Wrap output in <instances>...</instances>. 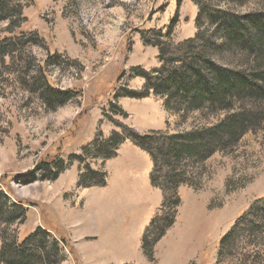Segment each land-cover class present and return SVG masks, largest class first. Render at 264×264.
<instances>
[{"label": "rangeland", "instance_id": "374dc122", "mask_svg": "<svg viewBox=\"0 0 264 264\" xmlns=\"http://www.w3.org/2000/svg\"><path fill=\"white\" fill-rule=\"evenodd\" d=\"M21 5L22 20L13 28L0 21V39L13 41L0 56V189L26 214L21 222H0V247L1 232L19 243L40 227L65 240L56 264H264V231L250 224L241 223L234 244L219 255L221 238L264 197V124L190 169L192 184L179 187L174 223L150 257L141 240L163 200L150 183L151 158L128 140L115 159L102 158L98 150L120 132L119 124L140 134H175L222 118L223 113L171 112L166 97L151 91L145 98L126 97L144 91L140 70L160 66L158 47L145 43L143 33L169 32L149 37L175 46L199 32L212 34L204 14L210 7L264 14V0H22ZM209 57L249 70L235 53ZM52 90L69 97L61 102ZM133 163H139L133 184L144 190L138 201L119 206L109 198L115 185L126 190L118 171ZM88 171L105 173L106 185L80 187L83 178L84 185L97 181Z\"/></svg>", "mask_w": 264, "mask_h": 264}, {"label": "trees", "instance_id": "16d2710c", "mask_svg": "<svg viewBox=\"0 0 264 264\" xmlns=\"http://www.w3.org/2000/svg\"><path fill=\"white\" fill-rule=\"evenodd\" d=\"M21 1L0 0V21H7L8 28L22 20ZM193 1L201 3V0ZM204 7L201 4V9ZM204 14L214 27L212 34L199 32L175 46L153 42L149 37L167 36L169 32L143 33L145 43L158 47L160 66L151 72L140 70L137 75L145 80L144 91L142 94L129 92L126 97L145 98L151 91L166 97L165 107L171 112L182 109L223 113L222 118L213 125L175 134L167 130L140 134L119 124L120 132L112 133L105 144L98 147L102 158L112 159L118 147L128 140L151 158L150 183L161 191L163 200L142 236L141 248L148 257L174 223L181 204L178 189L182 184H192L190 169L209 155L229 148L245 132L264 124V110L259 111L264 105V14L239 15L215 7L205 10ZM12 44V40L1 38L0 56L9 51ZM223 51L229 56L235 53L244 57L249 70L221 66L209 57L211 52L216 55ZM52 92L61 102L69 97L67 92ZM90 175L97 181L84 185L83 178L80 187L106 185L105 173L88 171L89 179ZM25 214L26 209L10 203L0 189V222H21ZM241 223L264 231V197L255 200L236 220L232 230L221 238L219 255L234 244ZM1 237L0 264H56L61 259L60 244H65L64 239L53 238L40 227L19 243L15 238L8 239L4 232Z\"/></svg>", "mask_w": 264, "mask_h": 264}, {"label": "crops", "instance_id": "0c3cea01", "mask_svg": "<svg viewBox=\"0 0 264 264\" xmlns=\"http://www.w3.org/2000/svg\"><path fill=\"white\" fill-rule=\"evenodd\" d=\"M119 154V152H118ZM139 156V155H138ZM119 157V156H118ZM139 158H141L139 156ZM115 159V158H114ZM135 166L133 165H127V167L132 166V168H127V167H123L121 168L118 173H119V178H118V183H123L124 187L126 190L123 191V193H121V186L122 185H115V189L112 191L109 200L114 202V203H118V205L122 204L123 202H126L127 204L132 202V201H138L139 196H140V192H142L144 190V185L142 184V189H140L139 192V188L138 186L133 184L134 179L138 176V173L136 172V170L139 168V163H133ZM128 181V182H127ZM119 205V206H120ZM110 211H112L113 209H109Z\"/></svg>", "mask_w": 264, "mask_h": 264}, {"label": "bare ground", "instance_id": "6f19581e", "mask_svg": "<svg viewBox=\"0 0 264 264\" xmlns=\"http://www.w3.org/2000/svg\"><path fill=\"white\" fill-rule=\"evenodd\" d=\"M197 237H198V236H197ZM190 240H191V238H190ZM195 240H196V239H195ZM189 243H190V242L188 241L187 245H189Z\"/></svg>", "mask_w": 264, "mask_h": 264}]
</instances>
